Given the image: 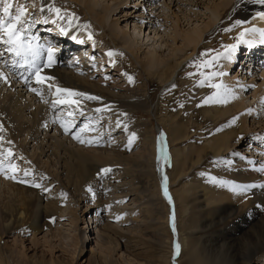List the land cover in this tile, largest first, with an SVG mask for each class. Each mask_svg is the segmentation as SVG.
<instances>
[{"label": "bare ground", "instance_id": "6f19581e", "mask_svg": "<svg viewBox=\"0 0 264 264\" xmlns=\"http://www.w3.org/2000/svg\"><path fill=\"white\" fill-rule=\"evenodd\" d=\"M24 1L29 0H15V3L24 5ZM36 1L38 7L35 16L32 19L27 18V15L25 17L29 23L26 35L33 37L34 42L45 49L51 47L55 50V62L50 68L42 67L41 71V75L52 77V80L43 85L37 84L32 72L30 75L21 73L22 68L28 69L27 66L14 67L16 73L12 72V67L7 64L11 62L13 65V54L5 52L8 46L0 43V72L6 78V82L0 80V127L3 129L0 131V140L6 139L8 149L5 153H12L9 159L17 158L23 162V171L19 169L14 173L16 179H12L6 186L0 184L3 194V200L0 202V241L8 235L32 233V243H38L36 235L43 229H50V223L58 218L61 206L65 201H69L74 202L75 206L84 205L80 215L71 208L70 217H66L75 232L78 230V222L84 226V230L80 232L81 238L79 237L82 247L77 253V245L71 255L73 263L77 255L82 256L85 243L88 240V243L92 242L89 239L90 234H95V247L86 252L94 260L93 264H264V171H260L264 169L263 61L259 76L254 74L256 71L241 69L243 66L254 69L255 57L259 55L256 50L264 47L261 42L264 39L261 36V33H264V20L259 18V14L264 12V5L254 3L253 0H241V20L247 25L244 30L257 31L247 32L244 36L247 43H239L235 51L229 53L224 60L225 73L222 82L223 89L228 92L225 96L228 103L224 107H214L211 110L205 108L201 112V119L208 116L214 124L225 119L227 123L221 125L223 127L215 137L202 141L201 147L187 143L186 134L182 131L184 124L170 120L168 129L173 159V174L171 172L169 182L172 188L179 186L186 179V170L189 173L197 172L206 165V160L210 157L222 159L226 163V172L223 174L225 184L221 189L205 188L194 175L195 183L188 189H185L187 185L183 184L178 195L176 191L170 192L167 188L172 201L169 204L163 194V171L159 166V171L156 172L158 176L155 174L154 178L152 166L154 163L157 169L158 164L163 167V153L159 151L163 142L160 141L162 132L159 128L156 129L159 131L158 140L148 133H141V138L136 129L128 123L132 113L145 111L154 117L157 108L150 109L146 95L139 94L123 80L122 66L107 55L110 52L108 47L111 44L116 48L118 43H123L121 50L126 62L130 65L131 61L133 65L136 63L144 73L158 72L161 78L159 85L166 89L172 85L180 69L195 55L206 37L219 29L221 17L235 8L238 1L161 0L162 5L167 6L168 14L170 13L163 20L155 17L154 13L160 8L152 0H140L139 4L132 0H113L112 5L101 4L99 0H60L58 3H55L57 0ZM52 7L59 8L62 14H68L69 9L76 11L85 22L79 23L74 16L76 19L70 27L66 16L64 19H58L54 12L49 11ZM199 7L207 22L203 23V26L192 24L187 29L182 28V19L190 22L195 18L194 10ZM173 8H176L175 12L172 11ZM124 10V22L131 18L135 26L131 34L120 28L119 19L115 17ZM30 13L32 14V11L27 9V14ZM88 23L93 27V32L84 27ZM138 25L141 27L136 33ZM144 31L148 33L146 39L151 42V51L149 49L146 55L140 57L141 46H138L136 38L131 35L138 36ZM46 33H50V36ZM53 39L58 40L56 47L52 45ZM156 39L159 40L160 47L161 44L165 47L167 43H171L172 48L168 50L166 57L160 56V50L155 48L158 44ZM226 44L228 49L230 45ZM85 47L89 48L87 55L84 53ZM241 48L247 49L248 53L241 56L244 59L238 67L239 73L236 71L238 68L232 71V67ZM7 53L11 61L2 63V57ZM99 53L106 55L107 64L101 60ZM65 54H71L75 58L67 61ZM261 58H264V55H261ZM39 63H47L46 52L42 53ZM110 73L111 77H106ZM112 77L116 79L110 80ZM50 84L53 85L51 89L48 87ZM56 87L98 97L96 100L73 97L80 100L79 111L83 112V115L77 112L74 118H69L74 119L76 127L86 115L100 116V120L112 125V131L116 130V134H120L118 136H121V142L117 143L120 145L112 141L109 144L111 148L99 149L98 145H93L94 142L86 147H77L74 139L68 137L70 133L65 134L60 123L55 122L57 117L53 118V113L57 111L68 117L67 113L74 111L77 106L59 104L54 108L52 105L57 99ZM34 88L41 91L43 100L31 90ZM96 109L106 110L97 112ZM232 117L237 118L236 124L228 121ZM255 120H259L256 124L261 125L260 127L250 126ZM158 123L161 125L162 121ZM103 133L95 136L96 142H107L106 138L111 134L109 131ZM132 134L135 135V140L129 145ZM249 138L252 139L250 143L257 144V147L247 145L250 147L248 152L238 156L236 152L241 141ZM136 143L143 147L142 152L130 155ZM258 143L261 146H258ZM182 144L186 145L187 163H182L180 159L181 148L178 147ZM26 148H32V152L27 154ZM257 157L263 165L258 164L256 167ZM7 166L6 164V168ZM105 169L109 171L104 172ZM25 172L30 175L25 176ZM139 175L144 176V179H148L150 175L153 181V193H149L150 198L145 202V215L148 219L146 223L138 219V213L144 203L135 204L129 199L149 191L150 187L144 181H139ZM232 185L257 186L241 192L239 189L233 191ZM103 191L110 193L107 201L101 198ZM81 193H94L92 205L95 209L90 208L85 199L79 203L75 200ZM112 201L113 204L116 203V207H110ZM107 221L112 224H107ZM138 222L141 223L142 230L149 232L151 238L127 236L121 230L122 224ZM91 225L95 226V231ZM118 239L127 241L121 244ZM15 240L12 241L14 245ZM19 243L22 246V242ZM47 245L51 252L55 250L51 243ZM175 245H180L181 250L177 259ZM20 248L18 256L27 259L29 264H61L54 261H32V256L25 253L26 249ZM134 248L138 249L137 254V249L134 251ZM144 248L149 250L146 252L148 258L140 263L138 261ZM12 250L13 247L7 244L0 246V264H16L17 261L12 260L15 258L12 252L17 253V250ZM60 261L66 264L65 261Z\"/></svg>", "mask_w": 264, "mask_h": 264}, {"label": "rangeland", "instance_id": "374dc122", "mask_svg": "<svg viewBox=\"0 0 264 264\" xmlns=\"http://www.w3.org/2000/svg\"><path fill=\"white\" fill-rule=\"evenodd\" d=\"M57 2L55 3H58ZM116 1V0H115ZM133 2H135L136 4L140 3V0H132ZM153 3H155V5L160 8L158 9L154 15L157 18H160V20H163V18H166L169 16L168 14V10H167V6H163L161 0H152ZM196 1V0H195ZM238 1L236 3L235 8L230 9L225 15H223L221 17V22H220V27L219 29H216L213 33L209 34L205 41L203 42V44L201 46H199L198 51L195 53V55H193L187 62H185V64L183 65V67L180 69L179 73L177 74L176 79L174 80V82L172 83V85H170L168 88L163 89L161 88V78L158 72H151V73H144L142 72L141 68L131 61V65L128 63V61L126 62L125 56L123 51L121 50V47L123 45V43H118L116 48H113L114 46L110 44V46L108 47L110 49V52H113L115 54H117L118 58L116 55V57H111L113 61H115L117 64L119 63V65L122 66V74H123V80L129 84L133 89H135L139 94H142L143 96L146 95V101L150 102V109L153 108V110H155L157 108V110H155V115L153 117V115H149L148 112L145 113V111H138V112H134L131 114V116H129L128 118V123L129 125L133 126L134 129H136L137 133H139L141 135L144 134L146 135V133L154 135L155 138L157 137V140L159 139L158 135H159V131L157 132L156 129L159 128L160 131L163 134V148L166 150V154H167V160H164L163 163V167L161 165L158 164V169H157V165L156 164H152L153 166V174H154V178L156 177V175L158 176V174L156 173L157 170L159 171V168L163 171V175L164 177L167 178V182L168 185L166 186L170 192L176 191L177 195L180 193V191L182 190L181 186L187 185L185 187V189H188L190 187V185H192L193 183H195V176L196 178H198V182L202 187L205 188H215V189H221L224 184H220V183H214L213 181H224L223 178V174H225L226 172V168L227 165L226 163L222 160V159H216L213 157H210L209 159H207L206 161V165L201 167L199 170H197V172L195 173H189L188 170H186L187 172V177H185L186 179L177 187H171L170 186V179H171V172L173 174V159H172V148L170 145V140H169V134H168V129H170V120L171 121H175L176 123H182L184 124V127L182 129V131L185 132L186 134V140L188 141L187 143H189L190 145L196 146V147H201L202 146V141L208 140L210 138H213L216 136V134L222 129V127L224 126V124L227 123V119H225L224 121L220 122V123H212L211 118L206 116L204 117V119H201V112L202 110H204L205 108H208L209 110L213 109L214 107H224L227 103H228V99H226L225 103H210V104H205L204 100L209 97L212 96L214 93H217L218 91H220L221 93H223L224 89H216L213 87L208 86V83L205 82L204 86H200V81L203 79V76H201V72L204 74V76H210L211 73L213 72H217V73H225V66L223 65L225 62L224 60L228 57L229 53L226 52V43H228L230 46L236 44L237 47L239 45V43H237V38L240 36L241 31H243L247 25L246 23H242L241 20V14H242V2L241 0H236ZM25 4L24 6L27 9H30L32 11V14H27V18L32 19L33 16H35V11L38 7V2L36 0H29L28 2L24 1ZM99 2L101 4H106L109 3L110 5H112L114 2L113 0H107V2H101V0H99ZM198 3V2H197ZM206 3V2H201ZM129 7V6H128ZM171 7V6H170ZM126 10L120 12L117 16L119 19V24H120V28H122V30L125 33H132V29L135 27L133 25V20L130 18L128 20V22H124L125 19L122 18V16L124 15ZM172 11H176V8H173ZM171 12V10H170ZM194 12H196L195 18L191 19L190 22H186L184 21V19H182L181 21V27L184 29H187L190 25H195L197 24L198 26H203V23H206V16L203 15V11H201V8L199 7L196 11L194 10ZM68 14H72V16H76L77 17V21L79 23H84L85 21L82 20V16L81 14L77 13L76 11H72L71 9L68 10ZM180 16V14H179ZM132 17V16H131ZM117 19V18H116ZM237 22H239V26L237 25ZM128 23V24H126ZM160 24H162L160 22ZM167 24V23H166ZM137 27V25H136ZM141 25H138V28H136V33L139 31ZM88 30H90L91 32H93V27L91 26L90 23H88ZM160 30V28H159ZM143 31V29H142ZM245 32V30H244ZM48 34V36H50V33H46ZM148 35L147 32H141L138 36L136 35H131L133 38H136L138 46L140 45V52L139 54L140 57H143L144 55H146L148 53V50L151 48L150 44L151 42L146 39V36ZM151 36L153 37L154 34H151ZM149 36V37H151ZM157 38V36H154ZM42 41L44 39L41 38ZM55 39V38H54ZM52 40V45L54 44V47H56L55 44L58 43V40ZM151 39V38H150ZM157 40V39H156ZM46 41L49 42V40L46 39ZM149 41V42H148ZM159 40H157L158 43ZM47 42V44H49ZM161 44V43H160ZM162 46H159V43L155 46V48L158 50H160L161 54L160 56H167L168 55V50H170L172 48L171 43H167L164 47L163 44H161ZM236 47V48H237ZM261 48L264 50L263 47H260L258 50H256L257 53L261 52ZM89 48L85 47L84 49V53L85 55H87ZM243 49H240L238 51V55H237V61H240L241 57L240 54L242 53ZM151 51V49H150ZM4 52V51H2ZM7 52V51H5ZM255 51H251V53H256ZM264 52V51H262ZM2 53H0L1 55ZM10 54V53H9ZM9 54H5L2 58L3 61L2 63H5L6 60L4 61V59L8 58ZM217 54H220V58L218 60H214L213 63L208 67V68H198L197 64L201 63L202 61H207V60H212L213 57L217 56ZM67 57V61H70L72 59H74L75 57H73L71 54H69L70 56H67L68 54H65ZM84 55V54H83ZM264 55V53H263ZM12 56V55H11ZM99 56L101 58V60H104L107 64L106 61V55L99 53ZM121 56V57H120ZM165 56V57H166ZM239 56V57H238ZM1 58V57H0ZM258 58V57H257ZM261 58V56L259 57ZM259 58L257 59V61H254V69H247L244 66L241 68L243 71H256V73H254L256 76H259V71H258V67L256 65V62L259 61ZM10 60V59H9ZM96 61V59H94ZM11 61V60H10ZM88 61V60H86ZM85 61V62H86ZM237 65V62H235ZM234 63V64H235ZM12 67V72H14V66L11 64V62H9L7 65H9ZM91 65V64H90ZM244 65V64H243ZM10 67V69H11ZM237 68L232 67V71L236 70ZM260 69H261V62H260ZM239 68L236 70L237 72ZM16 73V72H14ZM103 73V72H102ZM240 73V72H239ZM231 74V73H230ZM107 76L111 77V73L107 74ZM132 77V82L129 83L128 77ZM223 76V75H222ZM221 75L215 76L212 78L211 83L213 84H219L223 86V77ZM116 78L110 79L113 80ZM118 82L120 80H117ZM116 81V82H117ZM117 82V83H118ZM123 82V83H125ZM121 83V84H123ZM125 83V84H126ZM160 84V85H159ZM250 95V93L248 94ZM248 95L246 98H248ZM27 99V97H25ZM29 100V99H28ZM251 102V100H250ZM155 108V109H154ZM200 114V115H199ZM54 117H59L62 120H67V119H72L69 117H66L65 115L62 114L61 111H57L55 113H53V118ZM100 116L93 114L92 115H86L84 117L83 120L79 121V124L75 127L72 128V131L69 134V138H71L73 140V134L75 133H79L80 138L85 140L87 137L86 135H89L90 137L86 139L85 143H80L78 140H73L75 142V144L77 145V147L80 145L84 147H86V145L88 146L89 143H87L88 140H92L94 142V146L98 145L97 148L99 149H105V148H111L109 146L110 143H112V141L119 143L121 142L120 137L118 136L120 134H116V130L112 131V125H108L106 122L104 123L102 120H100L99 118ZM171 118V119H170ZM233 120H235V124L237 123V118L236 117H232L231 119H229L228 121L232 122ZM158 121H162V124L159 125ZM257 122H259V120H255L254 123H250V126L253 127H260L261 125L256 124ZM76 124V123H75ZM158 124V125H157ZM229 124V122H228ZM88 125V130L80 132V129L85 126ZM223 125V126H221ZM262 126L264 127V123H262ZM156 127V128H155ZM111 130V131H110ZM110 132V137L106 138L108 139L107 142H104L103 140H101L102 142L99 143L96 142L97 140L95 139V136H98L100 134H102L103 132ZM157 134H156V133ZM154 133V134H152ZM1 134V132H0ZM104 134V133H103ZM102 134V135H103ZM161 134V133H160ZM122 135V134H121ZM94 136V137H93ZM86 137V138H85ZM119 137V138H118ZM91 138V139H90ZM142 138V135H141ZM123 140V139H122ZM6 139H2L0 140V160H2V158L4 157V155L6 154L5 152L7 151L6 149H8L6 146ZM140 141V140H139ZM250 141H252L251 138L246 139V140H242L240 147L237 148V155H243L246 154L249 150V146L247 145H251V146H255L257 144H252L250 143ZM95 142L97 144H95ZM105 144V145H104ZM107 144V145H106ZM137 144V145H136ZM132 148L131 152L129 153L130 155H133L134 153H140L142 152V146L138 145V143H136ZM258 146H261L260 143H258ZM120 145V144H117ZM242 145V146H241ZM109 146V147H107ZM257 147V146H255ZM175 148V147H174ZM178 148H181V162L182 163H187L188 160V156H187V150H186V145H181ZM26 150L29 152H27V154H30L32 152V148L28 149L26 148ZM110 150V149H108ZM107 151V150H106ZM109 152V151H108ZM251 152H254V150H251ZM264 154V153H263ZM2 156V157H1ZM258 157L255 159V166H261L263 165L260 164L261 162L258 161ZM11 162H10V161ZM7 162V163H6ZM9 163L11 165H15L16 167V171H18L20 169V171L23 169H21L23 167V162L19 161V159L14 158L13 159H8L6 161H4V165H5V171L3 174L0 173V184L1 185H5L6 184H10V182L12 181L11 178H6V177H11L14 175V173L8 169V166L6 168V164L9 165ZM160 166V167H159ZM202 169V171H200ZM7 170V171H6ZM20 174V173H18ZM156 174V175H155ZM4 175V176H2ZM195 175V176H194ZM2 177V178H1ZM144 176L139 175L138 179L140 182L146 183L150 188L149 191L145 192V193H139L140 195H135V196H131L129 199H132L134 201L135 204H142L141 206V212L138 213V219L139 221H143L144 223L147 222V218H146V212H145V202L148 201V199L150 198L149 193H153V181H152V177L149 175L148 179H144ZM159 179V178H158ZM157 179V181H158ZM163 181V179H162ZM92 187V185H91ZM55 187H53L54 189ZM96 188V187H95ZM143 188H145L143 186ZM147 190V189H146ZM103 191L102 193V200H108V194L110 193H105ZM84 195V196H83ZM97 195V193H96ZM70 196V195H68ZM111 196V195H110ZM141 196V197H140ZM3 194L0 191V202L3 200ZM81 198V199H80ZM100 198V199H101ZM82 199L87 200V203L89 206H91L90 208L95 209L96 207H94V193H81L80 197H77L78 203L82 201ZM140 199V200H139ZM72 200V199H71ZM74 200V201H75ZM145 200V201H144ZM73 201V200H72ZM129 202V200L124 203V205H126ZM116 204V203H115ZM110 203V207H116L117 205ZM112 205V206H111ZM84 207L83 204H80L79 206H75V203L73 202H69V201H65L64 204L61 206V212L59 214V216H62L61 218H58L56 220H53L52 223H50V229H43V231L41 230V232L36 235V240H38V243L33 244L32 240H33V236L32 233H25V235H8L6 236L4 239H2L0 241V246H3V244H7L8 246H12L14 251L15 249L17 250V253L14 251L12 252L13 258L15 256L14 259H12L13 261H17L16 264H29L27 259H24L22 257H20V255L18 256V251L21 252L19 249H21L20 247H23V249L26 251L25 253L27 254V256H32V261L35 260H43V262H50V261H54L57 263H61V264H65L63 262H61L60 260H63L66 262V264H93L94 260L91 258V255H89V253H86L91 247H95V241L97 240L96 235H91L89 236V234H87L89 236V239L92 240V242L89 240L85 243L84 249H83V254L82 256L79 257V255H77V259L75 261V263H73L72 261V254L74 253V250L76 248V246L78 245V250L77 253L79 252V249L82 247L81 245V236H80V232H82L84 230V226L83 224H81L80 222H78L76 224L78 230L75 232V228H73V226L69 223L68 219L70 217V210L69 209H74L75 212H77L78 215H80L81 212V208ZM175 209V206H174ZM72 212V210H71ZM65 218V219H64ZM61 219V220H60ZM105 221V220H104ZM107 224L111 225L112 222L111 221H107ZM141 223H134V224H122L121 225V230L124 231V234H126L127 236H134L138 237L140 239H148L151 238L149 235V232L146 230H142V227L140 226ZM90 227H92V230L95 231V226L91 225ZM52 232V233H51ZM80 237V238H79ZM147 237V238H146ZM16 239V240H15ZM16 242V245H14V243L12 241ZM118 243L121 244H125V242L127 240H121L118 239ZM3 244H2V243ZM19 242H22V246H20ZM48 243H51L52 246H54V251L51 252V250L48 248ZM2 244V245H1ZM18 244V245H17ZM24 244V246H23ZM173 244V243H172ZM16 247H14V246ZM130 246H133V244H130ZM180 246V245H179ZM138 248V247H137ZM134 248V251L137 249ZM180 250V249H179ZM149 251V250H148ZM148 251H146V249L144 248L141 251L140 254V261L138 262H143L145 261L148 257H146V252L148 253ZM181 251V250H180ZM136 254L139 252L138 249L135 251ZM33 253H35L33 255ZM133 253V251L131 252ZM180 252L178 253V255H176V259L179 258ZM12 258V255H11ZM10 258V260H11ZM89 261V263H88ZM93 262V263H92Z\"/></svg>", "mask_w": 264, "mask_h": 264}, {"label": "snow or ice", "instance_id": "6c2138e0", "mask_svg": "<svg viewBox=\"0 0 264 264\" xmlns=\"http://www.w3.org/2000/svg\"><path fill=\"white\" fill-rule=\"evenodd\" d=\"M254 3H259L264 5V0H253ZM0 5H2V12H0V43L7 45L6 51L13 54V66L14 67H24L27 66L29 71L32 72L36 77V83L43 85L47 81L52 80V77L41 75L42 67H48L50 68L54 61L55 57V50L51 47L44 48L42 45H38L34 42L33 37H28L26 35L28 31V20L25 19L27 15V9L22 4L15 3V0H0ZM49 11L54 12L58 19H64L65 16L67 17L69 26H72V22L76 19L72 14H62L61 10L59 8L52 7L49 9ZM259 18L261 20H264V12L259 14ZM239 26V22H237V25ZM85 28L88 27V25H84ZM62 32H65L64 29H61ZM256 29H247L245 32H241L240 36L237 38V43H247V41L244 40V36L247 32H256ZM261 36L264 37V33H261ZM89 39H91V36H89ZM264 43V39L261 41ZM237 45H231L228 49H226V52L232 53L235 51ZM43 52L47 53V63L41 65L39 63L40 57ZM107 55L111 58L114 55H116L113 52L107 53ZM220 58V54H217V56L213 57L212 60L202 61L201 63L197 64L198 68H208L214 60H218ZM201 76H203V79L200 81V86H204L205 82L208 83V86L216 88V89H222L223 86L219 84H213L211 83V80L213 77L218 75H224V73H217L213 72L210 76H204V74L201 72ZM0 80H4L6 82V78L2 72H0ZM129 83L132 82V77H128ZM49 89L53 87V85H48ZM33 92L36 93V95L41 96V99L43 100V96L40 90L38 89H31ZM56 96L57 99L53 101V107L55 108L59 104H66L71 107L72 105H76L77 108L74 111H69L67 113L68 117L74 118L75 114L79 112L80 115H83V112L79 111V99H73V97H83L85 100H96L98 97L94 96H87L84 93L74 92L67 89H63L60 87H56ZM228 95L227 89H224L223 93L218 91L217 93H214L212 96L207 97L204 100L205 104L210 103H225L226 99L225 96ZM46 102V101H45ZM106 109H96L97 112L104 111ZM55 122L60 123V126L64 129L65 134H69L72 131V128L74 126V119H67L62 120L59 117ZM231 123H235V120H233ZM119 126V124L117 125ZM126 127V126H125ZM2 127H0V131H2ZM88 130V125H85L84 128L80 129V132ZM73 139L78 140L80 143H85V140L80 138L79 133L73 134ZM135 140V135L132 134V136L129 139V145ZM160 141H163V134H161ZM87 143L92 144L93 141L89 140ZM159 143V142H158ZM159 151L163 153V159L167 160V154L166 150L163 148L162 144L159 146ZM12 153L9 151L7 154L3 157L2 160H0V173L5 171V165L4 161L8 160L11 157ZM158 159L160 157L158 156ZM8 170L15 173L16 167L15 165H8ZM109 171L108 169H105L104 172ZM260 171H264V169H260ZM25 176L30 175L29 172L24 173ZM11 179H16L15 175L11 177H6ZM23 182V181H21ZM214 183H220L224 184L223 181H213ZM167 178H164L162 187H163V194L166 200H168V203L171 204V197L168 194L167 191ZM34 187H40V185H33ZM257 185H247V186H237L232 185L231 188L233 191H236L239 189V191L244 192L252 187H256ZM119 219V217L117 218ZM174 220V217H173ZM173 232H175V226L173 223ZM175 254L178 255L179 253V245L174 246Z\"/></svg>", "mask_w": 264, "mask_h": 264}]
</instances>
